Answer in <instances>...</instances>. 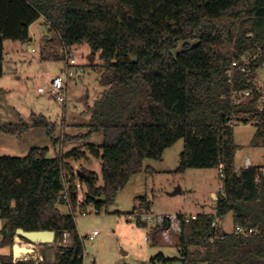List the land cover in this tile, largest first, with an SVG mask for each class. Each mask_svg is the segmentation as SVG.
I'll list each match as a JSON object with an SVG mask.
<instances>
[{
    "label": "trees",
    "instance_id": "obj_1",
    "mask_svg": "<svg viewBox=\"0 0 264 264\" xmlns=\"http://www.w3.org/2000/svg\"><path fill=\"white\" fill-rule=\"evenodd\" d=\"M44 18L54 37L46 39L43 59L67 60L52 49L54 42L65 53L88 44L102 64L92 65L101 74L102 95L88 108L85 147L49 156L48 147L33 148L26 157H0V219L4 221L2 246L11 253L0 264H84V242L76 212H98L114 204L134 175L153 171L148 159L161 161L164 152L184 141L179 174L189 169L223 165L222 192L215 214H198L181 224L179 257L162 253L152 262L171 264H264V166L237 170L234 139L237 123L256 121L252 144L264 146V112L261 93L253 82L264 64V0H0V78L5 74V41L28 42L30 27ZM249 58L247 72L233 67ZM252 91L236 104L234 94ZM0 90V96L5 95ZM31 122L2 123L0 133L22 136L31 128H44L54 147L57 124L44 115ZM101 134V145L89 143ZM63 145L73 138L66 135ZM102 160L103 185L96 173L83 169L77 175L69 160ZM86 197L79 201V186ZM67 194L72 212L65 214L61 196ZM146 211L152 203L141 197ZM137 211V210H136ZM133 212L132 214H134ZM232 213L235 227L253 229L246 236L214 226L217 218ZM184 214H178L183 218ZM147 227L143 221H137ZM18 229L55 231L71 242L43 260L14 261L13 244ZM154 239L158 230L153 229Z\"/></svg>",
    "mask_w": 264,
    "mask_h": 264
},
{
    "label": "rangeland",
    "instance_id": "obj_2",
    "mask_svg": "<svg viewBox=\"0 0 264 264\" xmlns=\"http://www.w3.org/2000/svg\"><path fill=\"white\" fill-rule=\"evenodd\" d=\"M31 39L28 42L5 41V75L0 78V90L6 94L0 96V121L2 123L20 124L31 122V115H44L51 123L57 124L54 137L59 140V146L54 147L47 130L44 128H31L22 136L6 135L0 133V157H26L36 147L50 149L49 156L83 147L87 151L86 141L81 136L88 133L85 127L89 123L85 111L93 105L105 90L100 84L101 74L91 65L102 64L99 54L92 56L88 44L72 47L73 57L69 61L61 59H43V48L46 39L54 37L55 33L44 18L39 19L30 27ZM62 56L65 50L57 42L52 49ZM74 72V78L67 85V101L60 103L49 93L54 77L62 74L68 66ZM259 88H264V64L258 70L255 79ZM39 88L46 89L40 93ZM256 133L253 124L237 123L234 126V139L239 146L235 166H245L250 157L254 165H264V147L252 144ZM73 136L70 142L64 143L66 135ZM89 143L101 145L103 136L93 134ZM184 149V141L179 140L174 147L169 148L165 154V161L148 159L145 168L149 166L157 171L144 170L134 175L127 186L119 192L114 204L98 212L93 205L88 206L87 215L79 209L76 224L80 237L84 242V264H163L152 262V259L162 253L166 258H178L180 235L166 239L158 234L155 240L152 226H141L137 220L130 218L136 210L146 212V206L141 205V197H147L152 203V212L156 215L185 214L187 216L202 213L215 214L216 198L222 192V177L218 168L189 169L184 174L176 172L179 166L180 155ZM88 160H69L74 169H88L97 175L98 186L103 185L102 160L90 156ZM160 169V170H159ZM159 170V171H158ZM79 186V201L86 197V184ZM178 189L180 193L174 194ZM65 214L72 209L66 205H59ZM3 220L0 219V256L10 254V247L2 246ZM221 227L231 233L235 229L232 213L221 219ZM98 232L91 240L90 236ZM15 236L14 243L28 244L27 241ZM148 238L149 240H146ZM70 243L62 239H55L52 244L35 245V253L28 256L35 259L47 253L53 258L55 252ZM171 264H181L175 262Z\"/></svg>",
    "mask_w": 264,
    "mask_h": 264
},
{
    "label": "built area",
    "instance_id": "obj_3",
    "mask_svg": "<svg viewBox=\"0 0 264 264\" xmlns=\"http://www.w3.org/2000/svg\"><path fill=\"white\" fill-rule=\"evenodd\" d=\"M67 55V61H69L70 59H72V54L71 53H66ZM251 57V55L249 54L248 56H244L243 57V63L239 64L238 62H235L233 64V67H238L239 69H241L242 72H247V68H248V63H249V58ZM74 78V72L70 66V64L68 63V66L66 67V69L62 72V74L57 75L56 77L53 78L52 82H51V87L48 90L50 95L58 102L60 103H66L67 101V85L70 81H72ZM253 85L256 86V88L258 89V91L261 93V98L258 101L259 104V110L261 112H264V88H259L256 84V81L253 82ZM39 92L40 93H45L46 89L44 88H39ZM252 95V91L251 90H247L245 92H241V93H236L234 94V102L236 104H239L240 102H242L243 100L249 98ZM250 124H256V121L251 122ZM252 166V161L248 158L245 161V167H250ZM219 174L221 177H223V165L220 166L219 168ZM61 200H64L66 202V206L71 208V200L69 198V196L67 194L62 195ZM213 199L214 200H218V197L216 198V196L213 195ZM88 213H83V215H87ZM197 215H192V216H187V215H183V218L178 216V214L175 215H156L154 214V212H152V210L146 211L144 213H140L138 211H136L134 214H132L130 216V218L135 219L137 221H143L145 222L147 225L152 226V230L153 229H157L159 232V235L163 236L166 239H170L172 236L174 235H180L181 232V224L183 222L184 219H196ZM214 226L219 227L221 226V219L217 218L214 222ZM235 232L237 234L240 235H248V234H252L255 232V230L253 229H243L239 226L235 227ZM98 235V232H94V234L92 236H90V239L93 240L96 236ZM146 240H149L148 238H146ZM63 241L65 243H70L71 242V234L69 232H65L63 234ZM29 246L33 247L32 249L34 250L33 253H35V245L37 244H30L28 243ZM32 253V254H33ZM29 258L27 257L24 260H28ZM35 260H39L42 261L43 260V256H39L38 258H35ZM17 262V261H15Z\"/></svg>",
    "mask_w": 264,
    "mask_h": 264
},
{
    "label": "water",
    "instance_id": "obj_4",
    "mask_svg": "<svg viewBox=\"0 0 264 264\" xmlns=\"http://www.w3.org/2000/svg\"><path fill=\"white\" fill-rule=\"evenodd\" d=\"M77 175L84 178L89 179V176L81 171L77 170ZM181 189H178L174 192V194L180 193ZM16 236L18 238H22L23 240L27 241L30 244H52L56 239V233L55 231L50 230H43V231H25L24 229H18L16 232ZM25 248L19 246L17 242L13 244V257L14 261L24 260L26 259L30 254L34 252L32 248H29V251H24Z\"/></svg>",
    "mask_w": 264,
    "mask_h": 264
},
{
    "label": "crops",
    "instance_id": "obj_5",
    "mask_svg": "<svg viewBox=\"0 0 264 264\" xmlns=\"http://www.w3.org/2000/svg\"><path fill=\"white\" fill-rule=\"evenodd\" d=\"M71 54H72V58H74V57H73L72 49H71ZM98 54H99V57H100V53H98ZM69 64H70V62H69ZM70 66H72V65L70 64ZM91 66H92V65H91ZM4 75H5V74H4ZM95 101H96V100H95ZM93 104H94V103H93ZM92 106H93V105H90V106H88V108H89V107H92ZM85 113H86V115L88 116V119L90 120V114L88 113V109L85 111ZM174 146H175V145H174ZM174 146H173V147H174ZM261 147H264V146H261ZM171 148H172V147H171ZM167 150H168V149H167ZM167 150H166V151H167ZM166 151L164 152L163 159L161 160L162 162L165 161L164 159H165ZM249 159L252 161V159H251L250 157H249ZM252 165H254L253 162H252ZM256 166H264V165H256ZM244 167H245V166H244ZM148 168L152 169L154 172L157 171V170H154V169H153L152 167H150V166H149ZM236 168H237V170H239V169L243 168V166H241V167H236ZM159 170H160V169H159ZM159 170H158V171H159ZM218 170H219V169H218ZM214 210H215V209H214ZM182 214H183V213H182ZM3 225H4V222H3ZM10 253H11V251H10Z\"/></svg>",
    "mask_w": 264,
    "mask_h": 264
},
{
    "label": "bare ground",
    "instance_id": "obj_6",
    "mask_svg": "<svg viewBox=\"0 0 264 264\" xmlns=\"http://www.w3.org/2000/svg\"><path fill=\"white\" fill-rule=\"evenodd\" d=\"M17 241L21 242L19 238H17ZM18 244H19V246L25 248L24 251H29V248H33V247L29 246L28 244H22V245L20 243H18Z\"/></svg>",
    "mask_w": 264,
    "mask_h": 264
}]
</instances>
